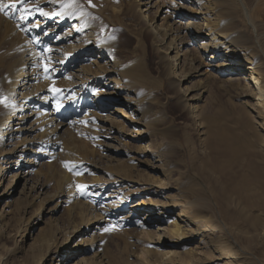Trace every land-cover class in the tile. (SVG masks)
<instances>
[{
	"label": "rangeland",
	"instance_id": "rangeland-1",
	"mask_svg": "<svg viewBox=\"0 0 264 264\" xmlns=\"http://www.w3.org/2000/svg\"><path fill=\"white\" fill-rule=\"evenodd\" d=\"M10 1L0 0V7H3V11H0V35H29L32 38L31 35L38 34V31L32 28L31 11L44 8L46 1L49 2L47 5L54 4L55 9L62 7L67 14L75 15L86 27L92 28L93 34L87 36L91 42L106 47L109 58L115 64L104 81L111 83L109 87L114 82L121 84L128 90L129 99L128 102L124 100V94L120 91L94 90L97 86L92 90L97 94L101 91L102 107L98 110V116L105 122L113 123L119 130L114 142L104 138L105 131L99 129L101 122H94L88 127H76L69 123L59 132V142L66 147V158L87 163V172L82 175L67 172L69 179L66 183L65 170L56 162L49 163V159L43 156L33 171H40L38 180L45 184V188L31 199L26 198L22 181H13L10 174H5V179L0 183V213L5 215L4 212H9V215L5 216L0 227V264L1 261L5 264H36L43 249L44 255L38 264H50L43 260L48 253L42 239L49 236L54 228H61L64 233L73 225L82 230L74 237L67 235L66 248L76 246L80 240L93 238L88 244L90 251L77 252L63 264L76 261L94 263L99 260L101 264H158L168 250L178 252L180 264H264V119L259 122L252 120L251 129H248L240 113H233L238 111L229 105L238 104V99L221 88V75L217 73L212 75L215 78H189L181 84V90L186 86L195 88L199 81L205 89L203 97L196 103L197 116L192 117L182 106V94L168 81L164 53L155 44L148 26L149 18L143 19L142 14L137 12L135 0H16L17 4L21 2L22 8L30 12L25 20L16 19V13L10 9ZM152 5H155L154 9H162L161 13H157L153 25L177 21L170 24L177 26L181 33L183 43L180 50L188 51L189 61L196 66L203 56L182 29L190 15L177 14L179 7L185 6V3L153 0L148 7L139 6V9L153 12ZM208 7L213 19L221 23L220 0H208ZM148 16L152 17V14ZM68 26L70 23L62 26L61 31ZM96 54L87 56V61L79 64L87 65L89 59L96 58ZM168 57L172 61V54H168ZM44 63L43 68L50 73L53 69L50 66L47 68L48 64ZM240 75L247 74L242 71ZM51 80L60 81L59 88L66 89L67 82L61 76L53 74ZM135 110L141 111L140 114L137 115ZM223 111L239 118L240 125H233L232 130L238 135L235 147L244 148L230 170L232 179L225 178V183L214 170V167L222 164V158L216 161L211 159V150L206 141L209 125L221 129ZM121 113L132 118V122L136 120V124L124 122L120 118ZM17 122L19 120L14 117L10 125ZM28 125L29 121L25 126ZM15 126L12 125V130ZM33 128V133L26 134L29 141L25 146L31 148H35L33 134L40 132L37 124ZM137 130L145 133L143 139H135ZM1 131L0 165L8 169L14 163V156L23 148L24 144L20 141L25 135L10 133L6 136L7 133ZM251 141L255 145L249 148L247 145ZM108 143L113 150H106ZM145 144L151 151L142 153ZM14 150L17 152L13 153ZM151 153L157 155L155 160L158 161L154 162L156 169H148V172L147 167L139 161L149 159ZM28 157L34 158L27 152L22 159ZM37 175H30L31 181ZM116 175L125 177L122 183L116 184H123L121 188L118 187L119 191H112V185L108 189H100L103 181L114 183ZM148 181L157 184V190H150ZM219 184L223 185L221 209L217 205ZM64 185L69 187L71 195L77 197L75 201L79 199L82 202L76 211L70 209L71 200L66 198H61L63 203L56 207L60 192L57 189ZM120 196L123 199L120 209H113L122 200ZM138 204L144 208L158 206L166 217L163 225L178 220L180 225L187 226L188 236L179 244L161 245L155 232L149 237L143 230L140 233V229L122 224L121 219L127 215L130 207ZM145 212L142 210L141 214ZM87 214L92 220L85 235L83 228ZM140 216H135V220ZM152 226L149 225L148 231H154ZM171 239L166 237L165 241ZM61 241L62 238L58 241L59 246ZM50 250L54 251V248Z\"/></svg>",
	"mask_w": 264,
	"mask_h": 264
},
{
	"label": "bare ground",
	"instance_id": "bare-ground-1",
	"mask_svg": "<svg viewBox=\"0 0 264 264\" xmlns=\"http://www.w3.org/2000/svg\"><path fill=\"white\" fill-rule=\"evenodd\" d=\"M152 1L135 0L134 3L138 7L136 9L137 12L142 14V18H149L150 24L148 26L154 35L155 44L161 48L160 50L163 51L166 58L168 81L170 85L175 86L178 92L182 94V106L187 108L192 114L191 116H197L198 108L196 103L203 97L205 89L200 86L199 81L195 88L186 86L181 90V84L185 81L187 82L189 78L190 80L201 76L215 78L212 75L217 73L221 75V88L226 90L231 97L238 99V104L229 103V105L238 111V113L232 111L233 113L238 115L240 113L239 116H241L246 127L251 129L252 120L256 122L263 120L264 0H220L221 23L213 19V13L208 7V0H176L178 3H185V6L179 7L177 14L190 15V18L186 19L185 27L182 29H184L187 37L195 43L197 50L203 56V59L199 60L196 66L192 65L191 60L189 61L191 59L189 52L180 50L183 43L180 40V37H182L180 36L181 33H179L177 26L174 27L170 24L177 21L160 23L159 26L153 25L154 19L157 18V13H161L162 9H154L155 5L151 6L153 7V12H149V9H139V6L148 7V4ZM10 2L12 4L10 9L16 13V19H27L26 17L29 16L30 12L22 8L21 2L18 3L19 5L16 0H11ZM46 3L49 2L46 1L44 8L31 11L32 15L30 14L32 28L38 31V34L31 35L32 38H29V35H0V130H2V133L6 132V136L10 133L25 135L20 141L24 146L22 144L23 148H19L21 150L20 153L14 156L13 165L8 169L0 165V183L1 180L5 179L6 173L10 174V178L13 181H22V190L26 192L25 195L28 199H31L35 193L40 194L45 188V184L38 180L40 171H33L37 167L39 159L43 156L49 159V163L56 162V165L59 164L65 170L66 183L69 179L67 172L74 171L78 175L87 172L89 167L87 163H79L78 160L72 157L66 158L64 154L66 147L59 142L61 137L59 132L66 124L73 123L76 127H88L94 122H101V128L99 129L105 131L104 138L109 142H114L115 134H118L119 130L113 123L108 122L106 119L105 122L98 116V110L102 107V97L101 91H98V94L96 91H92L96 86L94 90L104 88L111 89L113 92L120 91L124 94V100L127 101L129 99L128 90H125L121 84L114 82V85L109 87L111 83L104 81V77L113 71L111 68H113L115 62L112 58H109L106 47L100 46L94 41L91 42V39L87 38L88 35L93 34L92 28L86 27V24L76 19L75 15L67 14L64 8H57L59 9L57 10L54 4L47 5ZM143 12L146 14L150 13L148 15L152 14V17L143 14ZM69 23L70 26L61 31L62 26ZM175 23L173 24L175 25ZM6 25L8 24L6 23ZM93 54H96L94 60L92 58L89 59L87 65L79 64L82 61H87L85 58L87 56L91 57ZM168 54H172V61L169 59ZM44 62L48 64L47 68L50 66L53 69L50 73L43 68L45 66ZM185 68L186 74H184ZM39 70H42L41 73ZM242 71L247 75H240ZM53 74L61 76L63 81L67 82L66 89L62 90L59 88L61 87L60 81L51 80ZM51 81L57 82H53L55 83L53 84ZM100 84L102 86H99ZM121 102L124 101L122 100ZM27 111L28 113H25ZM134 112L139 115L141 111L135 110ZM17 115L19 116L17 117ZM14 117L19 120V123L12 124L16 125V128L12 130V125L10 124ZM120 118L124 122L136 124V120L132 122V118H127L124 113L120 114ZM221 118V129L213 125L208 126L206 141L211 150V159L216 161L222 158V164L214 167V170L219 178L224 179L225 183V178L228 180L232 179L233 174L230 170L237 162L244 148L235 147L238 135L232 130L233 125H240L238 124L239 118L231 115L228 111H223ZM28 121L29 127H26L25 124ZM35 124H37V130L40 132L33 134V147L35 148H31L25 146L29 141L28 137L26 138V134L34 132L35 128H33V125ZM135 133V139L144 138L143 135L145 133L143 131L137 130ZM254 134V137H256L257 134ZM254 145L255 143L251 141L247 147L251 148ZM105 148L107 151L113 150V146L110 143L106 144ZM142 148V153L151 151L146 144ZM27 152L30 153V157L33 156L34 158L29 159L28 157V159L23 160L22 158ZM156 158L157 155L151 153L149 155L150 160L144 158L139 163L144 164L148 172L149 170L153 171L156 169L154 162L158 161L155 160ZM34 173L38 174V177L31 181L30 175ZM114 178V183L103 181L100 189L105 190L112 185V191H119L118 187L123 184L119 186L116 184L122 183L125 177L116 175ZM147 178L149 179L150 176H147ZM79 180H81V176ZM147 186L153 191L158 188L153 181H148ZM222 186L219 184L218 191H220V196L217 201L220 209ZM57 190L60 191L58 193L60 196L58 195L59 200L56 207L63 203L61 198L71 200L72 207L70 209H74V211L79 208L77 207L78 205L82 204L79 199L75 201L77 197L71 195L67 185L59 186ZM119 199H122V197L120 196ZM122 202L123 199L119 200L113 209L119 210ZM8 204L7 202V207ZM142 210H146V212L141 214ZM161 210L158 206L144 208L139 204L132 205L127 215L121 219V223H127L134 229H140V233L143 230L149 237L153 236L155 232L158 242L161 240V245L179 244V241L184 240L188 236L186 233L187 226L180 225L178 220H174L169 225L164 226L163 223H165L166 217ZM4 213L5 215L0 213V227L5 216L9 215V212ZM240 215L242 216L243 214L241 213ZM135 216H140V218L135 220ZM91 220L92 217L88 216L86 222H84L85 235ZM149 225H153L154 231H148ZM79 228L73 225L64 233L61 228H54L49 236L42 239L45 252L48 253L43 260L45 262L49 261L50 264H63L65 260H69L77 252L90 251L88 244L93 238H90L89 241L80 240L76 246L66 248L67 235L74 237L80 234L82 229L80 230ZM166 237L172 238V242L165 241ZM60 238H62L61 246L58 245ZM52 247L54 251L50 250ZM177 254L178 252L176 251H166L161 256L158 264H180L181 257H178ZM42 255H44V249L43 252H40L39 260L36 264L39 263ZM1 263L5 264L3 261ZM73 264H101V262L100 260L94 263L76 261Z\"/></svg>",
	"mask_w": 264,
	"mask_h": 264
},
{
	"label": "snow or ice",
	"instance_id": "snow-or-ice-1",
	"mask_svg": "<svg viewBox=\"0 0 264 264\" xmlns=\"http://www.w3.org/2000/svg\"><path fill=\"white\" fill-rule=\"evenodd\" d=\"M0 11H3V7H0Z\"/></svg>",
	"mask_w": 264,
	"mask_h": 264
}]
</instances>
